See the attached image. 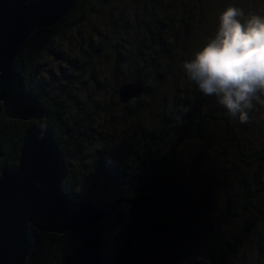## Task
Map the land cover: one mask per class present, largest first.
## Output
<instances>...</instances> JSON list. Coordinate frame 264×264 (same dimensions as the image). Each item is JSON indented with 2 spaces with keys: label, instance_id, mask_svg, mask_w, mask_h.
Wrapping results in <instances>:
<instances>
[{
  "label": "trees",
  "instance_id": "16d2710c",
  "mask_svg": "<svg viewBox=\"0 0 264 264\" xmlns=\"http://www.w3.org/2000/svg\"><path fill=\"white\" fill-rule=\"evenodd\" d=\"M95 1L102 5L112 2L73 0L57 23L36 28L19 50L16 70L24 91L35 97L44 111L42 128L52 134L63 157L67 197L90 201L111 212L97 223L102 264H129L125 253L129 249L124 246H130L134 236L122 227L131 210L154 216L159 232L180 234L182 245L162 247L173 249L169 251L173 264L182 259V264H229L251 258L253 264H264V108H258L252 123H232L238 118L227 114L216 95L202 93L182 68L183 62L194 58L215 35L219 15L228 6L243 10L244 17L239 18L243 23L251 15L264 17L262 0H125V8L111 22L109 32L106 29L100 38L88 34L86 49L75 56L63 54L59 42L73 30L80 34L87 8ZM105 50L113 60L111 73L120 78L114 94L123 83L140 82L144 87L138 99L120 104L117 97L114 102L122 111L119 125L130 121L136 125L128 135L131 140L115 144L113 149L99 117L103 119L102 113L114 108L101 105L96 98L80 100L77 86L89 70V77L102 85L94 70ZM49 57L62 63L57 73L47 67ZM153 82L158 85L152 86ZM167 82L172 89L163 95L166 90L160 84ZM158 90L162 99L157 97ZM146 96L155 103L145 104ZM143 111L150 112V120L137 124ZM34 123L8 118L0 103V173L17 166L24 131ZM249 134L253 136L250 140ZM193 143H200L202 149L191 151ZM229 145L236 147L239 161L229 170V182L225 176L217 180L213 188L220 193L217 200L205 197L194 202L190 195L196 192L202 196L210 187L217 163ZM231 189L234 197H230ZM148 192L155 195L156 203L148 200ZM186 192L190 198H184ZM204 222L208 226L202 229ZM128 229L133 233L136 228ZM32 233L26 264H64L67 253L79 242L72 232L32 229ZM141 234L137 228L136 240ZM151 247L154 254L150 261L159 264L155 252L164 255L166 251ZM121 249L124 251L118 254ZM147 251L148 247L144 257L149 256ZM113 252L114 262L110 258Z\"/></svg>",
  "mask_w": 264,
  "mask_h": 264
},
{
  "label": "water",
  "instance_id": "95a60500",
  "mask_svg": "<svg viewBox=\"0 0 264 264\" xmlns=\"http://www.w3.org/2000/svg\"><path fill=\"white\" fill-rule=\"evenodd\" d=\"M73 0H0V103L10 119L34 121L24 131L17 166L0 173V264H26L33 245L32 229L74 233L79 242L64 264H102L98 221L111 212L94 203L70 200L63 189L64 160L52 134L43 130L44 111L24 91L16 57L36 28L51 27ZM140 82L123 83L118 102L138 99ZM43 133V139H38ZM212 226L207 231L211 232Z\"/></svg>",
  "mask_w": 264,
  "mask_h": 264
},
{
  "label": "rangeland",
  "instance_id": "374dc122",
  "mask_svg": "<svg viewBox=\"0 0 264 264\" xmlns=\"http://www.w3.org/2000/svg\"><path fill=\"white\" fill-rule=\"evenodd\" d=\"M124 1L125 0H112V2L108 4H103V5L95 1L91 5H89L86 11L87 16H86L85 23L80 27V34L76 30H73L71 32L66 33L65 34L66 37H63L62 40L59 42L62 45L63 54L75 56V54L86 49L88 34L92 35L95 38L96 37L100 38V36L103 33L106 34V29H107V32H109V30L111 29V26H110L111 22L117 17V15L119 14V11L125 8L126 1L125 2ZM262 4L264 7V0H262ZM137 12L140 13L139 11ZM131 16H134V15H131ZM137 16L139 17V15ZM98 30H100L101 32ZM140 30H141V27H140ZM105 51H104L105 56L103 58H100V62L98 63V65H96L97 66L95 67L96 70H94V73L96 75L98 82H101L102 85L95 83L89 77L90 75L89 74L90 70H89L87 71V73L84 74L82 79L81 78L79 79V83H77V86L81 90L79 92L82 95L80 100L91 101L96 98V100H98L101 105L107 106V108H111V106L112 108H114L112 110H107L106 113L103 112L102 113L103 119L99 117V120L101 121L100 125L103 127L104 132L108 133L109 135L107 137L108 145L111 147V149H113V148H117L115 144L119 146L120 142L131 140V137H128V135L132 134V131L134 129L133 126H135L136 124L130 121V122H125L122 125H119V123L117 122L120 120L119 115H121L122 111L114 103L115 101H117V94H114L113 89H114V85H116L117 83V80H119L120 78L118 79L119 77L118 74L111 73V70H112L111 65L113 64V60H112V57L109 51L108 50H105ZM60 64L62 65V63L55 62V60L52 59L51 57L47 58V65H48L47 67H49L53 72H56L58 70V66H60ZM104 78H106L107 80ZM114 78H116V81ZM165 84L167 85L160 84V87L162 86L164 90H166L163 93V95H165L168 92V90L172 89L170 82L169 83L167 82ZM156 85H158V83H154V82L152 83V86H156ZM159 93L160 91L158 90L157 97L159 99H162L163 96H160ZM144 99H145V104L153 105L155 103L154 98H150L146 96V98ZM253 103L257 107H253L251 110H249L248 112L249 118L246 123H241L239 119L238 120L233 119L234 121H231V122L232 123L234 122L237 124L239 123L249 124V123H252L254 120H256L252 116L256 115L255 112L258 110L259 107L264 108V105L260 106V104L256 103L255 101ZM111 117L113 119L110 121ZM147 120H150V112L143 111L142 115L140 116V118L136 120V122H138L137 124L144 125L147 122ZM103 123L106 128L104 127ZM101 126L98 127L99 130H101ZM232 128L234 131H236L237 127L233 125ZM252 137L253 136L249 134V140L252 139ZM221 143H224V142L221 141ZM190 148H191V151L195 152L198 149L201 150L202 145L200 143H193L192 147ZM235 150H236V147L229 145L228 151L226 152L225 157L224 158L220 157L221 161L217 163L218 168H217L216 173L212 176L211 182L209 183L210 187H207L203 191L202 196L196 195L197 194L196 192L194 193V195L193 194L190 195L192 197L194 196V199H193L194 202L198 203L200 200L201 201L204 200L205 197L206 198L208 197L209 201L213 199L217 200V195H219L220 193L217 190H213L214 185L217 184V180H221L222 177L224 176L227 178V182H229V178L231 177L229 175V172L231 171V169L235 168L236 167L235 164L239 162L237 157H235ZM232 162H233V165L231 164ZM190 165L191 164H188V166ZM217 172H218L219 179L217 178ZM234 184H235V179L231 181V185L233 186ZM155 190L157 191V193H159V191L161 190V187L156 188ZM232 192L233 190L230 192V197H234L236 195L234 193L232 194ZM150 194H151L150 192L147 193L148 200L151 203H156L154 201L155 195L154 194L150 195ZM189 194H190L189 192H186L184 198L186 199L187 197L190 198ZM164 200H168V199H164ZM173 200H174L173 198L168 200V202H170L168 204L170 207H173L171 206L172 204H174ZM157 201H158V198H157ZM206 212L210 213V211L208 210ZM214 214H216L215 210L212 212V216ZM125 218H126V226L122 227L123 231L125 233H128L130 236L131 235L134 236L133 241L130 243V246H124V248L129 249L128 251H125L126 257L129 260V264H156V262L150 261L151 256L154 254V249L151 247L152 245H155L161 248L163 246H169L170 248H174L175 246H180L183 244V241H181V239L178 236L180 234L174 235L171 232H165V231L159 232L158 225L156 224V219L154 218V216H152L149 213H142L141 210L139 211L131 210L125 214ZM207 226H208L207 222H204V224L202 225V229H205ZM130 227L136 228L134 229L133 233L129 232L128 228ZM137 228L142 232V234L140 235V238H141L140 240H136L137 239ZM120 242L121 241L118 240V244ZM147 247H148L147 254L149 256L144 257ZM170 248H162L163 251H166L164 255L161 253V251L160 253L156 251L154 255L155 256L154 260L158 261L159 264H173L174 260L172 259V253L169 252L173 249H170ZM123 251H124L123 249L119 250L118 254ZM248 254L252 255V253H249V252ZM115 255H116L115 252L111 254L110 258L112 261L114 260ZM137 256L138 258H136ZM183 262L184 260L182 259V261L178 264H182ZM230 263L231 264H253L254 261H253V258H251L249 261H240V262L237 261L236 259L233 262L230 261Z\"/></svg>",
  "mask_w": 264,
  "mask_h": 264
},
{
  "label": "clouds",
  "instance_id": "9594fccd",
  "mask_svg": "<svg viewBox=\"0 0 264 264\" xmlns=\"http://www.w3.org/2000/svg\"><path fill=\"white\" fill-rule=\"evenodd\" d=\"M228 6L219 15L218 29L182 68L206 95H216L230 117L248 121L254 101L264 105V17ZM38 139H43L39 133Z\"/></svg>",
  "mask_w": 264,
  "mask_h": 264
}]
</instances>
